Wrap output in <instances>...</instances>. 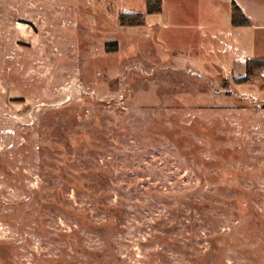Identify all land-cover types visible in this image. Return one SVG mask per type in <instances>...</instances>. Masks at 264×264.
Here are the masks:
<instances>
[{"label": "rangeland", "instance_id": "obj_1", "mask_svg": "<svg viewBox=\"0 0 264 264\" xmlns=\"http://www.w3.org/2000/svg\"><path fill=\"white\" fill-rule=\"evenodd\" d=\"M146 1L0 0V264H264L236 0Z\"/></svg>", "mask_w": 264, "mask_h": 264}, {"label": "crops", "instance_id": "obj_2", "mask_svg": "<svg viewBox=\"0 0 264 264\" xmlns=\"http://www.w3.org/2000/svg\"><path fill=\"white\" fill-rule=\"evenodd\" d=\"M234 3L237 5V7L241 10L242 14L246 18V20L249 22V26L245 27H231L233 36V46L239 47L240 45L244 44L247 45V47H250L249 49H253V54L251 56H247L245 54V57H240V59L243 60L245 63V75L241 77H237L235 72L232 73V79L238 83L242 84V88H247L245 83H239V79H246L247 78V63L248 61H264V9H259L258 11H252L249 9L247 3L243 2L241 4L238 0L234 1ZM232 20V19H231ZM232 24V21H231ZM233 26V25H232ZM247 29H250V31H247ZM245 30V31H244ZM238 32V33H237ZM248 32L250 34L248 35ZM237 34L239 36L246 37L245 42H243V37L239 38L237 37ZM256 48V49H255ZM236 50V48H235ZM250 53V52H247ZM251 78H254L253 76ZM252 80V79H251ZM264 84V83H263ZM262 84V86H263ZM231 88V86H230ZM263 89V88H262ZM249 96V95H246ZM250 100L253 102H263L264 100L261 99V97L258 95L257 97L249 96ZM264 103V102H263Z\"/></svg>", "mask_w": 264, "mask_h": 264}, {"label": "trees", "instance_id": "obj_3", "mask_svg": "<svg viewBox=\"0 0 264 264\" xmlns=\"http://www.w3.org/2000/svg\"><path fill=\"white\" fill-rule=\"evenodd\" d=\"M154 3V4H153ZM163 2L161 0H147L146 1V15L159 14L162 12ZM146 15L142 13H120L118 16L121 26H143L145 23ZM232 25L234 27L249 26L241 10L235 3L232 6ZM264 68V61H248L247 63V78L239 79V83H248L253 76L255 70Z\"/></svg>", "mask_w": 264, "mask_h": 264}, {"label": "built area", "instance_id": "obj_4", "mask_svg": "<svg viewBox=\"0 0 264 264\" xmlns=\"http://www.w3.org/2000/svg\"><path fill=\"white\" fill-rule=\"evenodd\" d=\"M259 79L263 82L264 81V70L259 73Z\"/></svg>", "mask_w": 264, "mask_h": 264}]
</instances>
